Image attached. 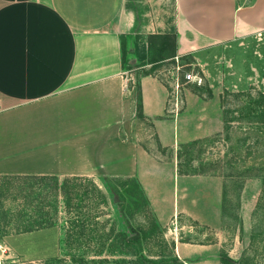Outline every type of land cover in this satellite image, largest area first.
Segmentation results:
<instances>
[{"label":"crops","instance_id":"1","mask_svg":"<svg viewBox=\"0 0 264 264\" xmlns=\"http://www.w3.org/2000/svg\"><path fill=\"white\" fill-rule=\"evenodd\" d=\"M172 3V19L153 26L143 19L137 24L127 0H0V176L134 177L161 225L184 215L218 228L222 177L182 171L178 155L185 145L223 129L220 91L211 88L206 96L181 85L175 105L174 90L170 94L155 70L140 69L149 66V34L174 31L173 60L191 55L200 62L207 52L260 34L264 0ZM136 84L144 120L166 157L127 132L136 119ZM49 231L1 239L21 253L26 250L17 239L44 233L53 240ZM173 249L192 264H218L215 243L176 240Z\"/></svg>","mask_w":264,"mask_h":264},{"label":"rangeland","instance_id":"2","mask_svg":"<svg viewBox=\"0 0 264 264\" xmlns=\"http://www.w3.org/2000/svg\"><path fill=\"white\" fill-rule=\"evenodd\" d=\"M172 2L127 0L138 17L136 23L143 19L153 26L172 19ZM203 58L204 62L191 55L179 61L165 60L155 73L170 94L177 63L182 64L180 86L203 95L211 88L220 91L223 129L185 145L179 152L182 171L222 177L218 228L184 215L161 225L135 182L125 175H57L60 188L54 192L47 190L54 185L53 180L40 183L1 175L0 264H192L194 260L177 256L173 249L176 240L215 243L218 264L220 256L229 257V264H264V31L235 39ZM186 72L195 79L187 81ZM127 132L158 156H168V151L156 146L149 121L136 118ZM64 178L68 180L63 182ZM28 188L33 190L29 197ZM40 208L51 214L54 224L48 227L54 239L34 233L17 239V245L26 251L15 252L1 236L17 234L13 230L32 222Z\"/></svg>","mask_w":264,"mask_h":264},{"label":"trees","instance_id":"3","mask_svg":"<svg viewBox=\"0 0 264 264\" xmlns=\"http://www.w3.org/2000/svg\"><path fill=\"white\" fill-rule=\"evenodd\" d=\"M237 4L238 5H245L246 1L241 2V1L237 0ZM147 42H148L150 54H149V57H148V60L146 63H148L149 66L147 68H141L146 63H141L138 65H135L136 68H138V67L141 68L140 69L141 74H148V73L154 72V70L158 67L159 63H161L162 61H165V60L173 59V57L176 55V35H175L174 31L167 32V33L149 34L147 36ZM125 55H126V48H125L124 41L122 39V43H121V60H122V63H124V61H125ZM186 62H188V61H186ZM136 87H137L136 118L137 119H144V116H143L142 110H141V95H140V89H139L138 84H136ZM194 91H196V90H194ZM196 92L199 93L198 91H196ZM210 95H211V91H208L206 93V96H210ZM220 98H221V95H220ZM220 102H221V99H220ZM221 105H222V103H221ZM197 141L198 140H195L192 143H195ZM155 144L158 147V149H161V147L158 144V142L156 141V139H155ZM178 160H179V155H178ZM178 164H179V162H178ZM178 167H179V165H178ZM179 169H180V167H179ZM188 172H191V171H188ZM3 177L11 178V179L12 178H16V179H37L38 182H40V183H42L46 180H53L54 185L52 187L48 188L47 190L54 192V190L59 191V188H60V187H58L59 179L55 175H11V176H3ZM127 178H128V180L135 182V185L138 187V190H139V195L141 197H143V199L146 201L147 205L149 206L148 201L144 195V192H143L141 185L138 182V180L134 177H127ZM67 180H68V178H64L63 182H66ZM45 185L46 184H43V186L45 188H47ZM111 192H112L113 196L116 195V189L115 188L111 189ZM32 193H33V190L28 188V193L26 196L29 197V195ZM36 212H37L36 218L34 220H32V222L24 225L23 227L21 226L19 228H16V230H13L14 233L32 231L35 229L48 227V226H51L54 224V222L52 221L53 219H51V216H50L51 214H50L49 210H45L44 208H40ZM2 215H3V212L0 213V231H1ZM34 215H35V213H34ZM3 232H5V231H3ZM6 233H8V232H6ZM220 262H221V264H229L232 261L227 256H220Z\"/></svg>","mask_w":264,"mask_h":264},{"label":"built area","instance_id":"4","mask_svg":"<svg viewBox=\"0 0 264 264\" xmlns=\"http://www.w3.org/2000/svg\"><path fill=\"white\" fill-rule=\"evenodd\" d=\"M176 58V57H175ZM178 61V60H176ZM182 64H179L177 63L176 64V76H175V79H174V92H173V95H171L173 98H174V104L177 105L178 103V89L180 87V82H179V76H178V72L181 68ZM184 77L187 81L191 80V79H195V75L189 73V72H186L184 74Z\"/></svg>","mask_w":264,"mask_h":264}]
</instances>
